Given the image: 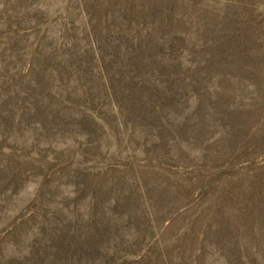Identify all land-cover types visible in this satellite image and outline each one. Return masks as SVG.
<instances>
[{"label": "rangeland", "instance_id": "rangeland-1", "mask_svg": "<svg viewBox=\"0 0 264 264\" xmlns=\"http://www.w3.org/2000/svg\"><path fill=\"white\" fill-rule=\"evenodd\" d=\"M0 264H264V0H0Z\"/></svg>", "mask_w": 264, "mask_h": 264}]
</instances>
